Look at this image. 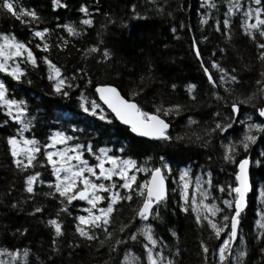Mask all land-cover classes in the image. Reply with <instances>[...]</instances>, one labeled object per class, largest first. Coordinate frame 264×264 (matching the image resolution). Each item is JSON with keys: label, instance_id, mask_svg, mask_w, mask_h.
<instances>
[{"label": "trees", "instance_id": "16d2710c", "mask_svg": "<svg viewBox=\"0 0 264 264\" xmlns=\"http://www.w3.org/2000/svg\"><path fill=\"white\" fill-rule=\"evenodd\" d=\"M61 2L67 7L53 10L51 0H19L21 5L35 9L42 18V23L32 25L33 29L43 27L53 29L48 37L49 43L53 45L62 43L58 37H64L69 41L62 50L52 47L48 53L35 48L37 40L31 35L28 26L0 11V33H14L19 40H31L34 55L38 58L49 56L61 67L65 77L70 78L78 67L85 68L89 73L88 77L70 81L73 87L68 89L69 96L64 97L53 92L51 82L47 78L49 70L42 62L33 67L22 61L20 64L25 69V75L21 81H15L6 73L0 72V78L8 88V96L26 101L28 112L22 119L26 123L30 120L31 127L25 134L40 141L41 153L37 154V160L42 162V165L36 163L35 167L25 171H21L12 163L6 137L15 135L20 125L6 117V109L0 110V249L18 251L21 259H27L29 264H37V256L44 264H103L109 259L107 247L97 250L94 243L89 246L88 241L82 240L74 233V217L84 212L83 201H74L68 205L71 213L69 215L60 211L63 205L60 204L59 198L53 199L43 195L50 191L47 181H54L51 167L42 155L45 151L43 145L53 131L59 130L78 137V140L72 143L91 142L97 150L102 147L108 148L116 155L131 157L138 163H143L151 156L153 157L151 163L159 166V157L164 155L172 169L171 174H176L183 166H188L191 170L208 172L211 174L213 191L216 189L215 184L234 186L237 161L249 157L252 161L250 169L252 191L239 225V233L244 238L243 250L246 251L245 257L240 259L241 264H264V252L261 251L264 249V242L256 239L264 230H260L255 223L260 219L258 212L264 210V206L259 207L255 203V198L259 199L261 190H264L262 155L264 138L258 136L257 142L252 144L247 152L239 148L234 162L222 159V141L215 135L207 146H202L200 142H186L187 136H192L193 132L203 135V127L211 125L216 119L212 113L225 112L224 107L218 106L210 94L213 89L194 55L193 41L197 43L205 65L217 78L220 74L210 67L213 59L230 74L237 76L239 84L225 85L235 88L234 96L243 98L260 87L254 82L259 78V72L264 71V64L257 59L261 49L256 44L264 41L258 39L254 42L244 34L241 27L245 19L242 12L246 10V5H254L251 0H240V4L243 5L241 10H234L233 14L229 15L231 21L229 36L216 31L217 21L222 24L228 11V0H211L215 3V8H208L204 0H61ZM81 5L88 7L94 20L90 28L79 23L86 18L79 12ZM97 8L99 11H96ZM104 13L108 15L105 16ZM202 19H206L207 23H201ZM109 20L114 23H109ZM58 24H74L84 31L81 36L70 37L66 31L57 27ZM101 25L105 27L102 28ZM101 39L103 40L101 49L107 47L112 52L110 60L97 63L100 60L99 55L84 60L81 50L98 43ZM221 48L225 51L221 52ZM141 76L145 77L143 81L140 79ZM88 79H91V84L86 82ZM98 83L116 85L123 96L134 99L145 110H152L154 103H163L165 107L171 104L183 105L179 115L173 114L166 119L170 123L169 134L174 138L187 134L186 141L180 144L173 141L169 145L133 135L128 127L119 124L98 101L94 91ZM173 84L176 85L175 89L171 87ZM188 84L197 85L194 90L195 100L188 95L186 88ZM140 87L143 91L136 97L129 94L139 91ZM214 91L226 95L223 88ZM81 94L87 102L96 100L108 119L100 120L98 116L84 112L80 106ZM231 99L232 97H229V100ZM86 106L90 104L86 103ZM241 107L239 119L247 122L246 117L253 116L254 109L252 106ZM189 117L198 124L189 127ZM6 119L8 123L4 124ZM259 120L256 113L253 122ZM73 128L83 131H73ZM243 132L244 126L235 123L234 130H229L227 135L242 138ZM192 139L195 140V137L192 136ZM121 147L125 149L124 152L119 151ZM85 156L89 157L87 153ZM90 160L94 162V158L90 157ZM36 171L41 173L45 183L42 185L37 183L36 194L29 199V194L23 190V182L26 175ZM147 176L146 173H138V179ZM167 183L166 200L155 208L149 221L137 220L134 223L141 226L142 223L150 222L159 241L155 250H163L166 256L176 260V264H205V255L207 264H218L217 255L214 253L222 239L217 240L214 237L209 239L211 230L196 224L195 214L190 208L188 212L181 211L179 205L184 202L180 201L175 188L173 191L169 176ZM14 202L18 204L17 208L11 207ZM217 202L221 204L219 199ZM34 206L42 207L43 212L29 215ZM135 207V203H124L113 227L118 229L120 222L127 223L133 215L131 209ZM221 208L224 209L223 213H218L215 219L218 223H225L220 217L230 215V211L225 207ZM57 213L65 234L57 239L59 251L53 253L51 242L54 233L47 225V220L57 218ZM25 229L27 231H24ZM135 230L132 228L133 232ZM225 230L228 231L227 228ZM173 231L177 233L175 237L172 236ZM117 234L124 237V233ZM202 240L209 247L208 254H204L200 248ZM70 242L79 244V247H71ZM142 243H147L142 236L138 237L137 242L128 240L127 250L139 256L143 254ZM117 247L120 249L119 258L123 260L125 247ZM26 248L31 249V252L24 258L23 250ZM177 249L180 255L173 256ZM111 255L116 257L117 253ZM49 256L52 257L51 261L48 260Z\"/></svg>", "mask_w": 264, "mask_h": 264}, {"label": "snow or ice", "instance_id": "6c2138e0", "mask_svg": "<svg viewBox=\"0 0 264 264\" xmlns=\"http://www.w3.org/2000/svg\"><path fill=\"white\" fill-rule=\"evenodd\" d=\"M251 2L256 7L249 6L242 12V16L245 19L241 27L244 29V34L254 42L258 39L264 41V0H251ZM204 3L208 8L216 7L215 3L211 2V0H204ZM228 4V11L225 13L222 24L217 21L216 25V31L221 32L225 36H229L228 30L231 24L229 15L233 14L234 10L240 11L243 7L239 3V0H236L235 3L232 0H228ZM51 6L53 10L67 7L61 0H51ZM0 11H3L21 24L28 26L31 30V35L37 40L35 48L42 52L48 53L52 47L62 50L69 43L64 37H58V40L62 42L60 44L53 45L49 43L48 37L53 29L49 27L33 29L32 25L42 23V18L35 9L21 5L19 0H0ZM96 11H99V9L97 8ZM133 11L135 12V6H133ZM79 12L83 13L86 17L80 20V25L88 28L92 27L94 20L88 7L81 5ZM104 15L107 16L108 14L104 13ZM108 22L114 23L112 20ZM201 23H207V20L202 19ZM57 27L66 31L70 37L81 36L84 31L83 28L78 29L74 24H58ZM101 27L105 26L101 25ZM102 44L103 40L101 39L98 43L82 49L83 59L88 60L90 57L95 58V55H99L100 60L97 63L109 61L112 52L107 47L101 49ZM256 46L261 49L257 59L264 64V42L257 43ZM192 48L196 59L200 62V67L207 78L208 84L213 89L210 94L215 98L218 106L222 105L225 109L224 113L220 111L212 113L216 119L212 121L211 125L203 127V135L196 132L192 133L195 140L192 139V136H187L186 141L187 134L185 136L177 135L175 138L169 134L168 129L170 124L166 118L173 114L179 115L183 110V105L171 104L165 107L163 103H154L152 110H145L134 99H126L125 96L121 95L118 87L111 83L96 84L94 88L95 94L99 96V100L103 101V104L107 105L111 113L114 114L115 119L128 126L130 132L136 136L169 145L173 141L177 144L186 141L187 143L200 142L202 146H207L215 135L222 141V159L226 162H234L239 148L247 152L250 146L257 142L258 136L264 138V119H260L259 122L247 123L241 121L238 116V113L242 111L241 106H252L254 115L247 116L246 121H253L256 113H258L259 118H264V71L259 72V78L254 82L255 85H259L260 87L256 91L240 98L233 95L235 88L225 87V85L239 84L237 76L230 74L218 61L213 59L210 62V67L220 74L217 78L210 71L209 67L205 65L195 41H193ZM220 51L223 52L225 50L221 48ZM20 60L24 64H30L33 67H37L38 62L47 65L49 70L47 78L51 82L53 92L64 97L69 96L68 89L73 87L70 81L83 79L89 75L85 68L78 67L70 78L65 77L62 74L61 67L57 66L49 56L45 55L38 58L34 55L31 40H19L14 33H0V72L6 73L15 81H21L25 75V69L18 62ZM9 61H12L11 65ZM232 72L234 73L235 69ZM77 73H82L83 75L79 76ZM144 78L141 76V81ZM86 82L92 83L91 79H88ZM171 87L175 89L176 85L173 84ZM186 88L189 97L195 100L194 90L197 88V85L188 84ZM218 88H223L226 95H221L218 91H214ZM142 91L143 88L140 87L139 91H133L129 94L136 97ZM229 97H232V99L229 100ZM80 99L82 101L80 106L84 112L98 116L100 120L108 119L101 105L96 100L87 102L83 94H81ZM86 103L90 104V106H86ZM3 109H6L5 115L8 119L20 125L15 135H8L6 137V144L12 157V163L21 171L35 167L36 163H41L42 165V162L37 160V154L41 153L40 141L35 137L27 138L24 136V132L28 131L31 127L30 120L26 123L22 119L28 112L26 101L10 98L6 84L0 81V110ZM8 119L4 121V124L8 123ZM235 123H240L244 126L242 138H234L227 135L229 130H234ZM197 124L198 122L192 117L188 118L189 127ZM73 131L83 130L73 128ZM77 140L78 137L68 135L65 131L59 130L47 137L48 142L43 147L54 150H46L42 155L46 159L47 164L51 166V176L55 177V180L47 181L50 191L43 193V195L53 199L59 198L60 204L63 205L60 211L66 212L69 215L71 213L69 212L68 205H71L74 201L87 202L89 207L84 210L87 212V215L74 217V233L82 240L88 241L89 246H92L94 243L97 250L104 247L108 248L109 259L105 260L103 264H144L145 261L146 264H176V260L166 256L163 250H155L159 241L153 232L150 222L142 223L141 226H137L134 223L137 220L139 222L149 221L150 216L155 211L153 206L159 207L166 200L165 172L171 173L172 169L165 156L161 155L159 157V166L151 163L153 160L151 156L147 157L143 163H138L137 160L131 157L116 155L108 148L102 147L97 150L92 146L91 142L69 144L70 141ZM223 141H226V143ZM57 145H62L63 147L57 148ZM119 151L124 152L125 149L121 147ZM85 153L94 156L95 162L90 163L85 158ZM248 165L249 160L246 157L239 160V170L235 172L237 183L235 187L230 188V194L235 193V196L231 200L224 199L222 201L225 208L230 211V215H222L220 217L225 223H218L215 219L218 213H223L224 211L223 208L217 205L215 198L212 199L211 203H206L210 197V193L207 188L203 187L201 179L199 177L196 179L195 190L189 194V170H181L179 173L180 199L184 201L182 205H179L181 211L188 212L189 208H191V212L195 214L196 224L211 230L209 232V239L213 237L217 240L222 239V242L219 243L214 253V255H218V264H231L233 259H235L236 264H241L240 258L246 255V251L244 250H236L233 253V244L238 239L241 244L244 243L243 236L239 234V225L242 221V213L246 208V193L249 191ZM137 173H146L148 178L140 181L138 180ZM37 183L41 185L45 183L39 171L26 175L23 182V190L29 194V199L36 194L35 185ZM205 183L211 186L212 182L209 179ZM217 187L221 192L225 190L223 187ZM197 192L199 196H197ZM260 196L264 198V190H261ZM101 202H104L106 206H100ZM124 203H135L136 207L131 209L133 215L127 223L120 222L118 229H116L113 225L117 223V214L121 212ZM11 207L17 208L18 204L14 202ZM42 212V207L34 206L29 215ZM258 215L261 219L256 220L255 223L260 230H264V210L258 212ZM58 217L59 213H57V218L47 220V225L51 227L54 233V238L51 242L53 253L59 251L57 239L65 234L62 222ZM132 228L136 230L133 232ZM225 228L228 229L226 238H222L221 233L225 232ZM24 231H27V229ZM117 233H124V237L119 236ZM21 235H23V232H21ZM176 235L177 233L173 231L172 236L175 237ZM139 236H142L143 240L147 243H142L143 254L137 256L127 250L126 246L128 240L137 242ZM256 239L264 242V233L258 235ZM70 246L75 248L79 247V244H71L70 242ZM117 246L125 247L123 260L119 258L118 253L120 249ZM200 248L204 254L209 253V247L205 241H201ZM261 251L264 252V249H261ZM30 252L31 249H24L23 257L27 258ZM112 253H117V256L113 257ZM178 255H180L179 249L173 253V256ZM0 256L7 257L6 259H0V264H29L27 259H21L18 251L0 249ZM48 260L51 261L52 257L49 256ZM204 260L205 264H207L206 255ZM36 261L37 264H44L38 256L36 257Z\"/></svg>", "mask_w": 264, "mask_h": 264}, {"label": "rangeland", "instance_id": "374dc122", "mask_svg": "<svg viewBox=\"0 0 264 264\" xmlns=\"http://www.w3.org/2000/svg\"><path fill=\"white\" fill-rule=\"evenodd\" d=\"M232 2L233 3H235L236 2V0H232ZM239 3H240V0H239ZM249 6H251V7H256V5H251V4H248V5H246V9L249 7ZM250 22V21H249ZM252 22H254V21H252ZM19 63H21L22 62V60H20V61H18ZM9 64L11 65L12 64V61H9ZM21 65V64H20ZM3 73V72H2ZM0 81H2V79L0 78ZM248 123H250V122H253V121H247ZM55 131H58V130H55ZM55 131H53V133L55 132ZM24 136L25 137H27V138H31L30 136H28V135H26L25 134V132H24ZM46 142H48V141H46ZM45 142V143H46ZM69 144H72V141H70L69 142ZM60 147H63L62 145H57V148H60ZM46 150H54V149H45V151ZM90 157H92V158H94V162H95V157L94 156H90L89 155V157L88 156H85V158L86 159H88L89 160V162L90 163H92L91 162V160H90ZM93 162V163H94ZM107 166V165H106ZM51 167V166H50ZM185 169H187V170H189V179H190V188H189V194H191V192L193 191V190H195V183H196V179L199 177L200 179H201V183L203 184V187L204 188H207L208 189V191H209V193H210V197H209V199L206 201V203H211L212 202V199L213 198H215V201H216V203H217V205L219 206V207H225L224 205H223V203H222V201L224 200V199H229V200H231V199H233V197L235 196V193H231L230 194V188H232V187H235L236 186V184L234 185V186H231V184H225V186H223V185H217V184H215V187H216V189H215V191H213L212 190V185L211 186H209L207 183H205V181H207V180H211V174L210 173H208V172H204V171H202V170H197V169H195V170H191V169H189L188 168V166H183L180 170H178V172L176 173V174H171V173H168L167 171L165 172V175H166V179H167V177L169 176V179H170V181L172 182V189H176V192H177V195L179 196V199H180V196H181V188H180V180H179V173H180V171L181 170H185ZM140 174H143V173H140ZM137 177H138V173H137ZM54 178V180H55V177H53ZM148 178V176L147 177H145V178H139L138 180H140V181H143V180H145V179H147ZM115 179V178H114ZM217 186H219V187H223L225 190L223 191V192H221V191H219V189H218V187ZM135 187V186H134ZM197 196H199V193L197 192ZM217 199H219V201H220V205L218 204V202H217ZM180 201L181 202H184V201H182L181 199H180ZM83 203H84V205H83V211L86 209V208H88L89 207V205L87 204V202L86 201H83ZM190 203V202H189ZM255 203H256V205H258L259 207H262V206H264V198H262L261 196H260V198L259 199H257V198H255ZM100 206H106L105 204H104V202H101V205ZM191 209V208H190ZM260 212V211H259ZM81 215H87V212H83ZM218 215V214H217ZM258 217L261 219V217L258 215ZM226 233H227V231L225 230V232H223V233H221V236L223 237V238H226ZM240 234V233H239ZM241 236H242V234H240ZM221 242H222V240H221ZM220 242V243H221ZM236 250H243V244H241L240 243V241H239V239L234 243V245H233V253H235V251ZM7 257H4V256H0V259H6ZM217 258H218V255H217ZM144 264H146V261H145V263ZM231 264H236V261H235V259H233L232 261H231Z\"/></svg>", "mask_w": 264, "mask_h": 264}, {"label": "water", "instance_id": "95a60500", "mask_svg": "<svg viewBox=\"0 0 264 264\" xmlns=\"http://www.w3.org/2000/svg\"><path fill=\"white\" fill-rule=\"evenodd\" d=\"M119 90V89H118ZM121 93V92H120ZM122 95V94H121ZM96 97H97V99H98V101L109 111V113L114 117V114H112L111 113V110L110 109H108V107H107V105H105V104H103V101H100L99 100V96L96 94ZM126 98V97H125ZM127 99V98H126ZM258 114V113H257ZM114 119H115V117H114ZM260 119H264V118H260ZM116 120V119H115ZM119 124H121V125H123V126H126V125H124V124H122L120 121H118V120H116ZM170 124V123H169ZM126 127H128V126H126ZM170 128V127H169ZM169 130V129H168ZM130 131V130H129ZM131 133V132H130ZM133 134V133H132ZM133 135H135V134H133ZM136 136V135H135ZM137 137H139V136H137ZM142 138H145V137H142ZM146 139H148V138H146ZM245 157H243V158H241V159H244ZM248 160H249V165H248V177H249V191L246 193V208H245V210L247 209V206H248V197H249V194L251 193V191H252V185H251V179H250V169H251V164H252V161H251V159L249 158V157H246ZM240 160V159H239ZM239 160L237 161V163H236V172L239 170V168H238V164H239ZM235 182H236V179H235ZM165 183H166V189H167V192H168V183H167V179H166V181H165ZM237 183V182H236ZM166 197H167V194H166ZM154 207V209H155V205L153 206ZM244 210V211H245ZM235 243V242H234ZM234 245V244H233Z\"/></svg>", "mask_w": 264, "mask_h": 264}, {"label": "bare ground", "instance_id": "6f19581e", "mask_svg": "<svg viewBox=\"0 0 264 264\" xmlns=\"http://www.w3.org/2000/svg\"><path fill=\"white\" fill-rule=\"evenodd\" d=\"M169 131V130H168Z\"/></svg>", "mask_w": 264, "mask_h": 264}]
</instances>
